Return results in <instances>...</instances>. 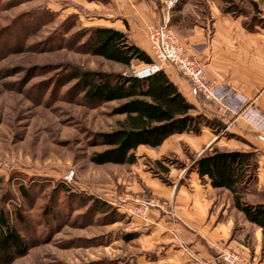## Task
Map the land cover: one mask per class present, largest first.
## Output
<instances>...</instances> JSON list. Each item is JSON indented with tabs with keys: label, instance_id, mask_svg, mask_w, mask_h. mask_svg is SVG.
<instances>
[{
	"label": "rangeland",
	"instance_id": "1",
	"mask_svg": "<svg viewBox=\"0 0 264 264\" xmlns=\"http://www.w3.org/2000/svg\"><path fill=\"white\" fill-rule=\"evenodd\" d=\"M117 1L0 0V212L28 246L23 256L0 257V264H175L168 262L165 251H157L161 242L147 238L145 224L151 218L144 223L129 212L133 201L119 199L126 195L143 203L159 202L174 227V245L193 258L176 232V206L166 191L176 189L183 175L191 176L206 152H251L259 162L260 152L232 130L243 120L263 131L264 115L255 100L218 80L236 95L237 111L198 95L194 115L202 118L200 132L176 136L156 149L142 147L132 166L91 162L94 153L104 150L94 146L96 137L118 129L125 119L115 115L124 102L86 100L79 74L136 77L150 66L135 62L125 67L88 51L97 29L119 31L123 5L131 3ZM168 1L140 0L160 10ZM219 13L233 15L248 28H264V0H180L170 26L205 70L207 58L224 64L221 48L210 49L209 56L200 52L214 41V15ZM122 22L123 33L134 44L129 23ZM194 31L204 36L193 37ZM239 59L237 54V65ZM260 169L258 163L246 185L249 204L259 200L255 194L262 195L257 188ZM71 173L74 178L68 183L65 178ZM217 194L221 204L233 201L228 191ZM17 211L24 220L17 218Z\"/></svg>",
	"mask_w": 264,
	"mask_h": 264
},
{
	"label": "crops",
	"instance_id": "2",
	"mask_svg": "<svg viewBox=\"0 0 264 264\" xmlns=\"http://www.w3.org/2000/svg\"><path fill=\"white\" fill-rule=\"evenodd\" d=\"M129 1L131 4L123 5L125 14L119 21L120 29L118 30L124 32L126 28L122 25V21L128 22L131 32L129 36L133 39V43L147 53L152 52L148 31L151 26L162 22L163 10L156 5L149 8L140 0ZM214 17V41L210 48L205 46L200 52L209 56L210 49L215 52L216 49L221 48L224 52V64H221L219 59L208 61L207 58L208 77L230 84L246 99L255 100L257 108L264 115V28L243 26L242 21L235 19L231 14L219 13ZM195 33H198L196 34L198 37L204 36L201 31H194L193 37ZM237 54L240 56L238 65ZM237 66H239L238 72ZM163 71L180 88L188 101L198 106V95L180 76L176 68L167 65ZM232 132H238L256 148L257 152H260L258 163L261 169L258 174L257 188L262 195L255 194V198L259 200L250 204L264 205V130L253 128L242 120L238 129ZM183 176L180 177L181 181L176 183L177 188L166 191L165 195L174 200L179 219L176 232L179 233L180 240L193 258L184 251V248L177 249L174 245L173 241L176 240L172 235L174 227L169 222L168 215L160 210V207L152 210L151 221L145 224L148 226L147 238L161 242V245L156 247L157 251H165L168 262L172 261L175 264H218L220 254L225 249H230L242 257L243 262L240 264H264L262 229L248 222L245 216L235 209L232 200L221 204L217 197L219 195L217 192L220 190H215L208 179H201L196 171L191 176ZM260 196L262 199L259 198ZM119 199L123 202L129 198L126 195ZM164 230L172 232L166 233Z\"/></svg>",
	"mask_w": 264,
	"mask_h": 264
},
{
	"label": "trees",
	"instance_id": "3",
	"mask_svg": "<svg viewBox=\"0 0 264 264\" xmlns=\"http://www.w3.org/2000/svg\"><path fill=\"white\" fill-rule=\"evenodd\" d=\"M87 47L92 55L125 67H131L135 62L154 63L148 53L129 42L125 33L114 29H97ZM78 78L84 83L86 100L124 102L115 110V115L125 117L118 129L96 137L94 146L104 148L90 158L97 166H132L138 161L139 148L156 149L174 136L200 132L202 118L194 115L196 107L164 71L147 79L91 72L81 73ZM257 164L255 153L214 150L204 153L196 161L195 169L199 177L208 179L214 189L228 191L233 196L235 209L264 233V205L245 201L246 185ZM20 192L28 196L26 188L20 187ZM19 213L17 211V218L24 220ZM27 251L25 240L1 211L0 257L11 260Z\"/></svg>",
	"mask_w": 264,
	"mask_h": 264
},
{
	"label": "built area",
	"instance_id": "4",
	"mask_svg": "<svg viewBox=\"0 0 264 264\" xmlns=\"http://www.w3.org/2000/svg\"><path fill=\"white\" fill-rule=\"evenodd\" d=\"M179 3L180 0H169L163 9L162 23L149 29L148 39L153 52L154 63L138 73L136 77L147 79L163 71L165 65L173 66L180 76L192 86L197 95L219 105H228L237 111L238 106L234 103L238 100L233 91L218 81L207 77L203 63L186 52L177 33L171 28L172 13ZM241 104L243 106L245 103ZM255 121L258 122L256 119ZM256 122L255 124H257ZM73 178L74 173H71L65 178V181L69 183ZM129 199L135 203L134 206L130 207L129 212L144 223H149L152 210L161 206L156 201L143 203L138 199ZM219 258L223 264H240L243 262L242 257L230 249H225Z\"/></svg>",
	"mask_w": 264,
	"mask_h": 264
}]
</instances>
